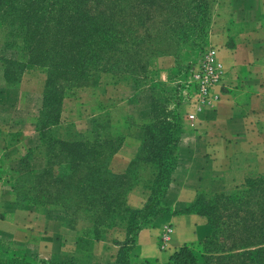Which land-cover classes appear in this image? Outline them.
Masks as SVG:
<instances>
[{
    "label": "trees",
    "instance_id": "obj_1",
    "mask_svg": "<svg viewBox=\"0 0 264 264\" xmlns=\"http://www.w3.org/2000/svg\"><path fill=\"white\" fill-rule=\"evenodd\" d=\"M213 2L0 0L2 51L12 53L0 59L3 79L19 87L26 71L45 73L41 116L34 123L40 147L48 156L42 170L29 171L14 181L15 207L59 208L62 215L57 217L68 230H75L79 220L88 225L76 238L75 253L60 252L38 262L0 254V264H101L92 262V246L118 226L125 227L127 240L115 260L103 264H158L137 260L132 250L137 232L167 210L162 198L177 167L184 133L180 106L169 110L165 100L162 111H157V98L151 95L152 117L139 127L142 144L124 175L109 170L122 143L111 133L110 114L105 115L104 125L100 121L104 114L93 116L89 135H81L79 141L59 138L54 130L61 127L65 91L98 81L102 75L116 81L121 74L129 75L125 81L135 78L137 90L138 83L148 80V87H166L154 69L155 59L172 56L176 60L171 48L193 44L202 51ZM142 169L147 171L151 197L143 211L131 210L127 195L141 182ZM177 212L205 218L210 234L177 249L169 264H264V175L247 178L231 191L199 193Z\"/></svg>",
    "mask_w": 264,
    "mask_h": 264
},
{
    "label": "crops",
    "instance_id": "obj_2",
    "mask_svg": "<svg viewBox=\"0 0 264 264\" xmlns=\"http://www.w3.org/2000/svg\"><path fill=\"white\" fill-rule=\"evenodd\" d=\"M211 21L210 42L217 48L223 64L222 81L208 104L198 110H186V113H195L192 123L186 121L184 114L177 167L162 198V206L167 210L160 212L151 224L136 234L132 254L140 261L169 264L170 256L177 249L205 238L208 226L202 217L177 211L192 204L199 193L230 190L236 183L253 176L258 171L257 166L264 163V0H216ZM174 67L172 57L154 63L158 79L165 84H170L169 73ZM37 73L42 80L43 72L37 70ZM108 76L102 75L99 80L105 99L125 96L134 99L135 95H141L133 85L117 82L112 77L111 84L107 85ZM24 85L26 83L21 79L19 97L38 96L32 93L30 85L27 92H22ZM82 95H87L89 104L92 103L90 90ZM139 97L131 102L130 112L110 114L111 133L122 138L121 146L109 164L110 172L115 175L126 174L139 153L142 133L138 127L133 128V124H145L152 117L151 111L142 110L143 96ZM145 107L148 108L146 103ZM88 109L91 119L97 113ZM62 115L61 123L65 120ZM32 125L31 122L18 126L22 140L17 151L37 147L39 135ZM139 175L141 182L130 190L126 204L131 210L143 211L151 190L146 183V169L140 170ZM61 222L60 217L47 218L35 211L17 209L13 197L0 183V241L11 242L14 250L25 251L33 247L39 259L48 260L65 252L64 243L71 241L69 252L75 253L78 234L71 235ZM126 240L125 227L107 230L104 238L92 246V262L99 259L101 262L114 261L120 245Z\"/></svg>",
    "mask_w": 264,
    "mask_h": 264
},
{
    "label": "rangeland",
    "instance_id": "obj_3",
    "mask_svg": "<svg viewBox=\"0 0 264 264\" xmlns=\"http://www.w3.org/2000/svg\"><path fill=\"white\" fill-rule=\"evenodd\" d=\"M215 3L213 2L210 7L209 15L211 17V20ZM211 22L212 21L209 22L206 32L205 43L207 45L204 47V49H202V51H199V47L194 44L170 49L171 53H177L176 60L174 59L175 63L177 64V68L170 71L169 73L170 84H167L166 87H161L158 85L148 87V85L150 84L149 80L145 83L140 82L137 84L138 92L141 91L140 94L143 96L142 105L144 106V108L142 107V110L151 111V95H154L157 98L155 102V109L157 111H162L165 100H167V107L169 110H173L175 108V105L180 106V108H178L182 118L187 112L186 110H195V107L193 106L194 101H192L194 89L191 87L192 84H190L189 82V69L192 63L195 65L201 61L203 53L208 48L213 47L217 50V48L214 47L210 42ZM2 43L3 42L0 38V59L1 57L11 56L12 54L2 51ZM165 57L172 56L159 57L155 59V61ZM37 70L42 72V70L40 69H31L24 73L22 81L26 83V86L24 85L25 90H22V92H27V88L30 85L31 90L34 91L32 93H36L35 95L38 94V96L23 98L19 97L18 87L7 84L3 79V71L0 62V145L2 146V148H0V183L3 184V186L8 190L9 194L12 197L15 196L14 190L11 189V187L14 185V181L17 178H21L25 173L29 171L42 170L45 167L46 159L48 156L47 152H45V149L40 147L39 137L37 147L33 149H22L23 151H17V147H19L18 144L22 140V133L17 130L18 126L21 125V123L29 124L32 122L35 127L34 122L37 123L41 116L42 93L40 91V88L42 84L41 81L44 79L45 73H43L44 76H42L41 80V76L39 75V73H37ZM156 76L157 75L155 74V77ZM128 77L129 75L124 76L121 74V76L119 77V81L117 82H123V84L128 82V85L136 84L135 78H132L133 80L128 79L129 81H125V79ZM108 78L109 79L106 81L107 85L111 84L110 76H108ZM139 79L141 81V78ZM154 82L155 80L153 81V83ZM87 83L88 84L85 86L74 87L70 90L65 91L62 99L63 106L61 112V114H63L62 118L64 117L65 120L63 123L60 122L61 127H58L54 130L59 138L73 142L79 141L81 135H89L87 131H89L88 129H90L91 127L90 124L92 119H89V107L93 110L94 114H104V117L100 119V121H102L101 125H104V123H106V114H111L113 112L119 111H122L124 113L130 112L132 110L131 102H135L136 99H140L139 96H141L137 95V97L135 95L134 99H131L129 96H125L122 99L116 100L107 97L105 99L102 94L103 92H101L103 91V84H101L99 80L88 81ZM86 90H90L93 97L92 103L90 104L87 100V95H82V92H85ZM145 103L148 106L147 109L145 107ZM134 109H136V107L133 108V110ZM85 120H87L88 123L85 124ZM79 125L83 126V128L78 127ZM84 126L88 127V129L85 130L86 128ZM137 127L139 128L140 125L133 124V128L137 129ZM136 129H134V131L137 132ZM262 160L264 161V158ZM257 170L258 171L255 174H252L253 176H250L248 178H256L259 177V175H264V163H261L259 166H257ZM243 183L244 182L236 183L228 191L233 190L235 187H240ZM220 192L221 190H215V193ZM47 209L45 211H37L36 207L28 206L23 210L35 211L37 213L45 215L47 218L62 215L60 211L61 209L59 208ZM202 221L207 225V220L205 218H203ZM87 230V222L85 220H79L77 222L75 230H69V233L71 235H75L84 233ZM206 232L208 233L207 236H209V226L206 227ZM71 249V241H66L64 243L65 253H69ZM0 254H13L18 257L24 256L28 261L33 262L41 261L36 253L35 248L29 247L25 251H17L14 250L13 245L9 241H0ZM101 261L102 260L99 259L96 263H105Z\"/></svg>",
    "mask_w": 264,
    "mask_h": 264
},
{
    "label": "built area",
    "instance_id": "obj_4",
    "mask_svg": "<svg viewBox=\"0 0 264 264\" xmlns=\"http://www.w3.org/2000/svg\"><path fill=\"white\" fill-rule=\"evenodd\" d=\"M189 72V82L194 89L192 96L193 106L198 110V108L205 106L211 101L215 96L216 87L222 81L224 68L218 57L217 50L213 47L208 48L203 53L201 61L193 65ZM185 119L192 123L195 119V113H186Z\"/></svg>",
    "mask_w": 264,
    "mask_h": 264
}]
</instances>
